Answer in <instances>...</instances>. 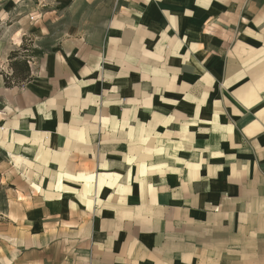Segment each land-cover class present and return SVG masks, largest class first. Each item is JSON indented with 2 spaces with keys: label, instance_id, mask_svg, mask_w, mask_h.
<instances>
[{
  "label": "crops",
  "instance_id": "crops-1",
  "mask_svg": "<svg viewBox=\"0 0 264 264\" xmlns=\"http://www.w3.org/2000/svg\"><path fill=\"white\" fill-rule=\"evenodd\" d=\"M12 3L0 264H264V0Z\"/></svg>",
  "mask_w": 264,
  "mask_h": 264
},
{
  "label": "trees",
  "instance_id": "trees-1",
  "mask_svg": "<svg viewBox=\"0 0 264 264\" xmlns=\"http://www.w3.org/2000/svg\"><path fill=\"white\" fill-rule=\"evenodd\" d=\"M9 68L12 70L10 78L4 76L5 85L9 87L11 84L18 85L28 80L30 69L28 59L21 55L20 51L11 52L9 57Z\"/></svg>",
  "mask_w": 264,
  "mask_h": 264
},
{
  "label": "rangeland",
  "instance_id": "rangeland-1",
  "mask_svg": "<svg viewBox=\"0 0 264 264\" xmlns=\"http://www.w3.org/2000/svg\"><path fill=\"white\" fill-rule=\"evenodd\" d=\"M15 3H12L14 6V9L16 8L18 10V12L21 15H28L29 13V9H31V7L35 8V5L45 9L44 7L46 6V3L48 2V0H14ZM13 10V9H12ZM4 27H5V23H1L0 24V41L2 40V44H8V42H12V43H18V40H16V36L15 35H11V34H6L4 32ZM3 68V72L2 74L7 76L8 78H10L11 74H12V70H10L9 66L7 67L6 64L2 67Z\"/></svg>",
  "mask_w": 264,
  "mask_h": 264
},
{
  "label": "built area",
  "instance_id": "built-area-1",
  "mask_svg": "<svg viewBox=\"0 0 264 264\" xmlns=\"http://www.w3.org/2000/svg\"><path fill=\"white\" fill-rule=\"evenodd\" d=\"M28 64H30V62H28Z\"/></svg>",
  "mask_w": 264,
  "mask_h": 264
}]
</instances>
